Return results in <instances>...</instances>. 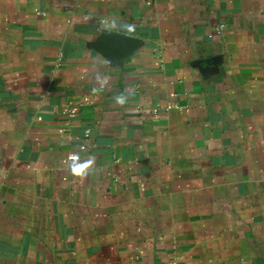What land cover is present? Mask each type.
I'll use <instances>...</instances> for the list:
<instances>
[{
    "label": "crops",
    "instance_id": "crops-1",
    "mask_svg": "<svg viewBox=\"0 0 264 264\" xmlns=\"http://www.w3.org/2000/svg\"><path fill=\"white\" fill-rule=\"evenodd\" d=\"M0 264H264V0H0Z\"/></svg>",
    "mask_w": 264,
    "mask_h": 264
},
{
    "label": "water",
    "instance_id": "water-1",
    "mask_svg": "<svg viewBox=\"0 0 264 264\" xmlns=\"http://www.w3.org/2000/svg\"><path fill=\"white\" fill-rule=\"evenodd\" d=\"M137 40L132 36L120 34L113 31H106L103 39L98 44L100 47L109 45L111 48L110 56L116 60L122 61L128 57L131 50L137 45Z\"/></svg>",
    "mask_w": 264,
    "mask_h": 264
},
{
    "label": "clouds",
    "instance_id": "clouds-1",
    "mask_svg": "<svg viewBox=\"0 0 264 264\" xmlns=\"http://www.w3.org/2000/svg\"><path fill=\"white\" fill-rule=\"evenodd\" d=\"M125 27L129 31H131L133 29L132 25H125ZM116 99H117V101L120 104H124L125 103V97H123V96H119ZM69 159H70V165H69L70 166V170L75 175H87V171L86 170L89 169L90 166L95 163L94 158H89L85 162H80L78 156H71Z\"/></svg>",
    "mask_w": 264,
    "mask_h": 264
},
{
    "label": "built area",
    "instance_id": "built-area-1",
    "mask_svg": "<svg viewBox=\"0 0 264 264\" xmlns=\"http://www.w3.org/2000/svg\"><path fill=\"white\" fill-rule=\"evenodd\" d=\"M223 29H224V26L222 25V26L220 27L219 33H222ZM82 149H86V146H82Z\"/></svg>",
    "mask_w": 264,
    "mask_h": 264
}]
</instances>
